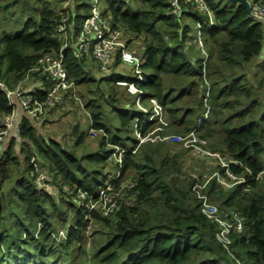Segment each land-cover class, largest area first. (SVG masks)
I'll list each match as a JSON object with an SVG mask.
<instances>
[{
    "label": "trees",
    "instance_id": "16d2710c",
    "mask_svg": "<svg viewBox=\"0 0 264 264\" xmlns=\"http://www.w3.org/2000/svg\"><path fill=\"white\" fill-rule=\"evenodd\" d=\"M101 2L113 27L122 26L148 37L141 53L142 78L119 68L124 65L119 50L109 68L113 69L111 80L134 82L142 90L141 98L149 104L156 100L171 113L177 126L187 121L190 126L185 127V132L196 129L208 139L211 149L243 162L255 173L264 170V23L250 17L243 3L231 0H206L214 18L211 25L203 24L208 14L190 3H183L182 16L175 17L169 13V0ZM75 7L69 20L70 28H76L74 34L89 3L84 0ZM60 16L51 0H0V80L13 86L40 54L60 49L63 40L56 32ZM184 17L190 22H184ZM199 37L202 46L197 41ZM64 52L69 76L78 85L93 82L92 72L85 69L86 59L74 56L69 49ZM236 65H247L252 70H233ZM227 67L233 68L227 72ZM248 72L252 75L248 76ZM164 74L185 77L187 86L179 87L178 92L173 86L165 89ZM250 77L256 79L258 91ZM204 88L207 89L203 91ZM192 93L193 103L187 101L183 105L184 97ZM89 101L86 105L91 109L92 100ZM131 107L128 102L117 108L121 128L115 131L95 111L91 113L96 127L111 132L113 144L136 149L125 153L121 174L123 178L131 166L141 169L134 176L136 186L112 217L89 211L85 206L75 208L67 237L59 245L49 233L53 226L50 210L59 207L55 198L37 183L38 156L44 158L41 164L54 178H60V188L67 186L76 194L80 188L95 192L103 184L108 176L104 167L113 149L77 152L53 138L46 140L31 120H38L37 117H22L20 137L31 141L32 147L31 153L21 148L27 175L18 178L13 187L24 211L19 214L14 209L15 214L0 206V264H238L236 259L244 264H264V194L251 195V188L246 190L244 184L227 190L225 195L217 193L221 186L215 179L208 186L211 200H221V209L239 210L246 216L244 231L232 236L233 257L215 238L216 225L201 213L200 201L192 191L194 179L185 184L175 173L170 175L164 170L169 162H182V156L169 159L163 154L158 161L163 166L155 167L158 163L154 155L159 148H152V142L139 145L135 131L145 135L156 121L149 118L151 105L139 113ZM12 110L13 105L0 90V114ZM84 137L85 133L79 132L74 146H81ZM13 151L12 143L0 162L3 179L9 165L21 163ZM138 159L145 163H136ZM232 168L241 170L236 164ZM249 182L255 188L259 180L249 178ZM159 187L161 193L155 196ZM88 214L108 228V237L89 258L74 257L70 248L82 242ZM40 221L44 225L38 227Z\"/></svg>",
    "mask_w": 264,
    "mask_h": 264
},
{
    "label": "built area",
    "instance_id": "2783aa9c",
    "mask_svg": "<svg viewBox=\"0 0 264 264\" xmlns=\"http://www.w3.org/2000/svg\"><path fill=\"white\" fill-rule=\"evenodd\" d=\"M79 1V3L83 2V0ZM100 1L92 0L89 4L88 11L83 17L73 40L72 36L68 34V31L71 30L70 10L65 6L59 8L58 12L61 16L57 22L56 32L58 35H65L66 39L60 49L40 54L13 86L0 80V90L13 105L12 111L0 114V144L11 132L20 135L22 117L16 112L17 106H20L29 116H35L38 119H44L48 115H57L55 113L66 109L68 100L76 104L77 108L75 110L80 111V109H83L87 112L85 104L77 92L78 83L69 76L64 61L65 49H69L76 57H83L86 61L93 62L101 72L110 68L114 56L120 50V60L135 64L137 66L136 77L142 78L140 70L141 57L139 55L134 56L131 51L124 48L126 40H120L124 36L122 35L123 27L112 26L110 18L103 13V5L100 4ZM183 3H190L199 12L208 14V20L203 24L211 25L214 22L211 9L206 0H169V13L175 17H181ZM245 7L250 17L264 23V0H246ZM199 28H201V25H199ZM117 82L130 85L133 89L139 90V87H135L134 82L128 80ZM151 101L154 111L151 112L150 119L158 113L161 115L162 111L156 100L152 99ZM103 129L96 127L92 122L89 133L93 137L107 138L108 134ZM136 134L139 145L144 142L179 143L192 155L205 157L210 163L217 166L205 179L195 176L192 191L200 201L201 213L216 225L215 238L234 257L230 247L232 236L239 235L244 231L246 216L239 210L221 209L218 204L211 200L207 191L208 186L211 180L215 179L220 184L221 191L231 190L238 184H244L245 189L249 190L251 188L249 178L259 180L264 177V170L255 173L251 167L246 166L243 162L220 150L211 149L208 139L201 137L196 129L185 135L151 131H148L145 135L136 131ZM113 147L116 148L112 152L113 157L115 156L116 168L112 177H108L95 192L81 188L76 192L78 206H85L89 211H96L102 216L114 214L120 208L124 197L131 193L136 186L135 177L124 181L121 175L125 153L134 152L136 149L131 150L118 144H112V149H114ZM232 164H236L241 170H234ZM46 178L47 175L40 170L38 165L37 182L39 185H44ZM60 234H63L62 230H60ZM236 260L240 264V261Z\"/></svg>",
    "mask_w": 264,
    "mask_h": 264
},
{
    "label": "rangeland",
    "instance_id": "374dc122",
    "mask_svg": "<svg viewBox=\"0 0 264 264\" xmlns=\"http://www.w3.org/2000/svg\"><path fill=\"white\" fill-rule=\"evenodd\" d=\"M51 1L53 2L54 7L56 9L59 8L61 9L65 6L70 11L76 9L75 7L76 4H80L79 0H51ZM85 1H87L89 4H91L92 2V0H85ZM214 1H219V0H214ZM100 4L103 5L101 1ZM184 22H190V19L184 17ZM74 29L71 28V30L68 31V34L72 36V40L74 39L73 37L75 35ZM122 31H123L122 35L124 36L120 38V40L123 39L126 40L124 48H127L128 51H131L134 54V56L139 55L141 57V53L145 50V42L148 38L147 35L146 34L136 35L135 33L131 32L125 27L122 28ZM197 34L200 35L199 30ZM59 36L60 39L63 40V42L66 40L65 35L62 34ZM197 41L202 46L200 37L199 39H197ZM201 50L202 52H204L203 48ZM85 62H86L85 69L90 70L89 73L92 72L90 76L93 77V82H86L84 84L78 85L77 92L81 96L87 112L84 111L83 109H80V111L75 110V108H77L76 104H74L73 101L68 100L66 109L58 111V113H55L57 114L55 116L48 115L44 117V119L41 121L42 131L46 134V136L49 135L57 136L58 142H60L62 145H64L67 148H71V149L75 148L77 152L98 151L103 147L105 150H109L112 149V144H113L111 142V134H110L111 132L109 133L105 129H103L108 134L107 138L93 137L89 133V129L92 125V122H94L93 114L91 112L95 111L98 114L100 120L107 127H109L111 131H115L117 130V128H121L119 119L117 118L118 107H121V105L123 104H128L129 102L130 105L132 106L131 108L138 111L139 113V111L144 112V110L150 108V105L154 111L153 103L151 101V103L149 104L147 100L141 98L140 94L142 93V90L138 88L136 84L135 87L138 88L139 90L133 89V87H130V85L127 84H121L117 81L113 82L111 80L113 69H108L101 72L95 67V64H93V62L91 61H85ZM122 62L124 63V65L120 64L121 66L119 68L126 69L132 75L136 76L135 71L137 70V66L135 64H131L126 61H122ZM231 68L233 67H227L225 68V70L227 72H230ZM240 68H243L245 70H252L251 67L247 65H236V67H234L233 70L239 71ZM253 69L258 71L260 70V67L255 68L254 66ZM140 70L143 71L142 68H140ZM247 74L248 76L252 75L251 72L250 73L248 72ZM164 81H165V85L167 86L165 89H168L169 86H173L175 88V91L178 92L179 87L183 88V86H187L186 83L188 82V79H186L185 77H180L178 79L174 74H164ZM249 81L251 84H253L255 90L258 91V89L256 88V83H257L256 79H254V77H250ZM207 87H209L208 83H207ZM196 88L202 90V87L200 86H197ZM205 89L207 88H204L203 91H205ZM196 91L197 90L194 89V92ZM193 93L192 95L190 94L184 97V99L182 100L183 105H186L188 102H190V104L193 103L191 102L195 98V94ZM257 94L260 95L261 92H257ZM89 100H92V106H91L92 110L86 105V102H90ZM161 110H162L161 115L164 114L165 120L161 118L160 113H158L154 117L156 121L154 125L150 127L149 131L174 133L180 135L187 134V132H185V127L190 126V124L187 121L185 125L177 126L173 121V117L171 113L167 109L163 110L161 108ZM199 112L200 111H198V113L196 112L195 116H197ZM180 113L181 111L179 112V114ZM33 124L38 130L37 119L33 121ZM79 132L85 133L84 143L81 146L76 147L74 146V142L76 141ZM39 133L41 134V132ZM134 135H137L136 131ZM49 137L52 138L51 136ZM20 144L21 145L19 151H17L14 148L13 152L16 155L17 162H21V163L9 165L8 170L6 172L8 175L5 176L6 177L5 179L1 178L0 175V206H4V210H7V212L12 211L13 213H15L14 211L15 209L16 211H18L19 214H22L24 211V206L23 205L19 206V203L16 200V193L13 186L16 185V180L18 178H20L22 175H27V172L25 171L26 169L25 165L23 164L24 153H21V148L23 147L25 150L29 151V148L31 149L32 144L31 141L28 140L24 141L23 139L21 140ZM151 147L152 148L157 147V149L159 148L154 155L155 161L158 163V164H154L155 167L156 165H160V164L162 165V162H158V161H160V159L163 158L162 157L163 154H164L163 156H168L169 159L173 157L178 158L182 156V162H169V164H167L166 166V169L164 170H166L168 174L170 173V175H173V173H175L178 177V180H180L185 184L190 181L192 182V179L195 180L196 177L200 179H205L217 168V166L214 163L204 162V161L199 162V160H197L200 159L199 157L188 155V151L179 143L157 142V143H153ZM0 149H1L0 162H2L4 158L5 150L2 149L1 147ZM115 150L116 148L113 149V151ZM32 154H36V152H33ZM38 157L40 158L39 168L42 172H45V174L47 175L46 183L44 185H39V186L45 188L49 192V194L55 198V201L57 202L56 204L59 207L57 210H52V211L50 210L52 214L51 222L53 226L49 231L53 241H55V243L59 245L67 237L68 226L72 222L75 208L78 207L76 202L77 194L72 193L70 191L71 189H69L67 186H64V188H60L59 186L60 178L59 177L54 178L52 172L41 164L42 162H44V158L42 159V157L40 156ZM114 157L111 154L110 161L108 162L106 167H104V170L107 172L108 175L107 178L112 177V175L115 173L116 162ZM136 163L143 164L145 162H143L142 159H138ZM193 166H198V168H194ZM141 171H142L141 169L138 170L135 166H131L129 172H127V174L124 175L122 180L125 181L127 179H130L131 177L137 176ZM3 174L5 173H2V175ZM216 192L224 195L226 193V191L223 192L220 190L219 191L216 190ZM254 192L264 194V177L259 179L257 187L255 188L251 187L249 194L252 195L254 194ZM160 193H161V189L159 187L155 192V196L160 195ZM129 194H127L124 197V199L127 196H129ZM223 196L221 199H223ZM212 201L219 205V202L221 200L219 201L218 199L216 200L213 199ZM114 215L115 214H111L108 217H112ZM89 218L90 219L88 222V226L86 228V232L84 234V238L82 242L78 244L76 243V245L73 244L70 248V252L74 255V257L76 256V257L89 258L91 253L95 250V247L98 244L103 243L108 237V233H107L108 228L104 227L103 223L99 222V220L96 219L93 215H89ZM42 225L44 224L42 223V221H40L38 227H41ZM60 230L63 231V234H60ZM83 247L85 250H83ZM236 249L239 250L238 247H236ZM240 264H244V262L240 261Z\"/></svg>",
    "mask_w": 264,
    "mask_h": 264
},
{
    "label": "crops",
    "instance_id": "0c3cea01",
    "mask_svg": "<svg viewBox=\"0 0 264 264\" xmlns=\"http://www.w3.org/2000/svg\"><path fill=\"white\" fill-rule=\"evenodd\" d=\"M122 65V64H121ZM16 112L18 113V115L20 116V117H23V116H26V117H30L31 118V116H29L28 114H26L25 112H24V110L20 107V106H17L16 107ZM159 116V115H158ZM155 117V116H154ZM154 117L152 118V120H154ZM160 117L161 118H163L164 120H165V116H164V114L163 115H160ZM31 120H32V122L34 121L33 120V118H31ZM41 120H43V119H41ZM41 120L40 119H38V130H39V132H41V134L43 135V136H45L44 138H46V140H48V139H50V137L49 136H51L53 139H55V140H58V137L57 136H55V135H49V136H46V134L42 131V126H41ZM160 120V119H159ZM13 143V146H14V148L17 150V151H19V148H20V143H21V137H20V135H18L17 133H15V132H11L4 140H3V142L0 144V147L2 148V149H4V150H7L6 149V147L8 148L11 144ZM155 143H157V142H155ZM1 150V149H0ZM188 155H192L190 152H188ZM192 156H195V157H199L200 159H197V160H199V162H201V161H204V162H210V161H208V159L207 158H205V157H202V156H197V155H192ZM189 162V161H188ZM201 164V163H200ZM194 168H198V166H193Z\"/></svg>",
    "mask_w": 264,
    "mask_h": 264
},
{
    "label": "water",
    "instance_id": "95a60500",
    "mask_svg": "<svg viewBox=\"0 0 264 264\" xmlns=\"http://www.w3.org/2000/svg\"><path fill=\"white\" fill-rule=\"evenodd\" d=\"M232 1H237V2H241L246 6V0H232Z\"/></svg>",
    "mask_w": 264,
    "mask_h": 264
}]
</instances>
